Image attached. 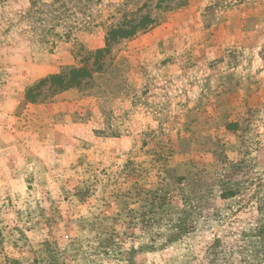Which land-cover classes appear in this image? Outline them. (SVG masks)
Segmentation results:
<instances>
[{"label":"rangeland","instance_id":"rangeland-1","mask_svg":"<svg viewBox=\"0 0 264 264\" xmlns=\"http://www.w3.org/2000/svg\"><path fill=\"white\" fill-rule=\"evenodd\" d=\"M37 1L0 0V264H264V0Z\"/></svg>","mask_w":264,"mask_h":264},{"label":"trees","instance_id":"trees-1","mask_svg":"<svg viewBox=\"0 0 264 264\" xmlns=\"http://www.w3.org/2000/svg\"><path fill=\"white\" fill-rule=\"evenodd\" d=\"M30 8L33 9L32 14H28L27 17H34L35 15H38L36 18V21L34 20L33 22L38 23L41 28L37 29L34 27L33 31L37 32L38 30L40 32H43L45 34H47L48 32H52V28H46L44 29L43 24L45 22V16H50L53 15V18H57V16L59 15V7L57 5L51 4V5H47V4H42L41 6H45V8H36L34 10V8H32L34 5L37 4V0H30ZM43 10V11H42ZM43 15V16H42ZM145 20V24H143L144 22H142L140 25H137L136 27H130L129 29H126L128 26L125 25H121V27H119L118 29H112L109 30V32L107 33V37H106V47L104 49H100L97 50L93 53H90L89 56H87V59L89 57H93L94 58V64H99V59L104 56L105 54H107L109 52V47L111 44H113L115 42V40H119V39H123V38H130L131 36H133L136 32H141V31H145L148 27H151L154 24L153 20H148L147 17H144ZM129 25V24H127ZM32 28V27H31ZM37 35V34H36ZM37 37H39L37 35ZM98 62V63H97ZM101 67V62H100V66L97 65L96 69H100ZM91 74L90 71H86L85 68H80V69H76V68H71V69H67L64 70L63 72H61L58 75H53L50 76L42 81H40L38 83L37 86L30 88L29 90H27L26 93V97L28 99H32L35 98L39 95V93H33L36 89H39V87L41 86H47V90L50 91V94H53L57 91H64V90H68L71 88H76L79 87L82 83V81L85 78H90ZM164 199V198H163ZM160 206V205H159ZM154 211V209H151L148 212H152ZM145 223H148V221H146ZM174 230L178 229V226H174L173 227ZM179 232H175L173 233L174 236H176Z\"/></svg>","mask_w":264,"mask_h":264}]
</instances>
